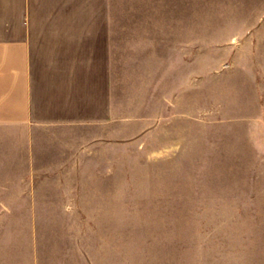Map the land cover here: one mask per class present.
<instances>
[{
    "label": "rangeland",
    "instance_id": "rangeland-1",
    "mask_svg": "<svg viewBox=\"0 0 264 264\" xmlns=\"http://www.w3.org/2000/svg\"><path fill=\"white\" fill-rule=\"evenodd\" d=\"M106 118L0 122V264H264V0H112Z\"/></svg>",
    "mask_w": 264,
    "mask_h": 264
},
{
    "label": "crops",
    "instance_id": "crops-1",
    "mask_svg": "<svg viewBox=\"0 0 264 264\" xmlns=\"http://www.w3.org/2000/svg\"><path fill=\"white\" fill-rule=\"evenodd\" d=\"M112 0H0V122L106 118Z\"/></svg>",
    "mask_w": 264,
    "mask_h": 264
}]
</instances>
